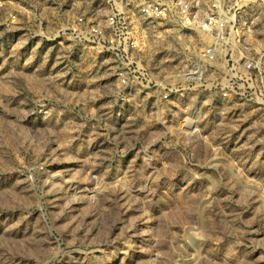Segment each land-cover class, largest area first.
<instances>
[{
	"label": "rangeland",
	"instance_id": "obj_1",
	"mask_svg": "<svg viewBox=\"0 0 264 264\" xmlns=\"http://www.w3.org/2000/svg\"><path fill=\"white\" fill-rule=\"evenodd\" d=\"M72 2L0 0V264H264V5L233 13L235 69L202 78L253 91L191 110V79L142 100L119 63L57 46ZM193 46L169 38L156 80L181 81Z\"/></svg>",
	"mask_w": 264,
	"mask_h": 264
},
{
	"label": "built area",
	"instance_id": "obj_2",
	"mask_svg": "<svg viewBox=\"0 0 264 264\" xmlns=\"http://www.w3.org/2000/svg\"><path fill=\"white\" fill-rule=\"evenodd\" d=\"M254 1L264 5V0H236L231 5L225 0H73L68 9L60 12L65 15L57 13L53 40L57 46L91 50L96 59L119 63L115 69L122 86L128 90L133 87L137 96L143 94L142 100L161 97L173 104L179 98L175 93L181 91L182 96L191 79L195 97L187 107L193 110L200 108L205 88H214L221 98H242L253 91L249 84H204L202 78L220 75L215 70L218 65L229 71L235 69L237 59L230 49L236 46L233 13ZM169 38L181 51H190L188 43L197 45L192 47L189 64L178 69L176 76L181 81L176 85L157 81L151 66L164 49L162 45L169 44ZM242 67L249 77L259 72L258 62L251 59H243Z\"/></svg>",
	"mask_w": 264,
	"mask_h": 264
}]
</instances>
